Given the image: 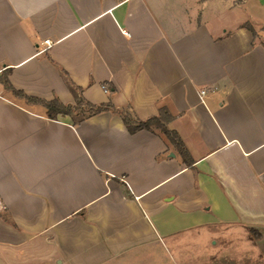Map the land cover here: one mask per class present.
I'll return each mask as SVG.
<instances>
[{
	"label": "crops",
	"instance_id": "crops-1",
	"mask_svg": "<svg viewBox=\"0 0 264 264\" xmlns=\"http://www.w3.org/2000/svg\"><path fill=\"white\" fill-rule=\"evenodd\" d=\"M0 264H264V0H0Z\"/></svg>",
	"mask_w": 264,
	"mask_h": 264
},
{
	"label": "trees",
	"instance_id": "trees-1",
	"mask_svg": "<svg viewBox=\"0 0 264 264\" xmlns=\"http://www.w3.org/2000/svg\"><path fill=\"white\" fill-rule=\"evenodd\" d=\"M249 29L251 30V28ZM1 81L7 90H12L7 80L1 79ZM13 93L17 96L24 98L26 101L30 103L43 104L44 107L47 109V113H46L47 117L50 119H55L56 115L58 114L68 115V114H72L73 110H77L76 107L74 108L70 106L64 107L60 103H58V101L56 100L48 102V103H44L34 98L25 97L21 92L13 91ZM80 104H81V101L77 102L76 106ZM86 107L90 110L87 116H92L100 112L107 111L109 108V105H101L98 107H94L89 104H86ZM170 120H171V117L166 109H161L157 117L150 118L146 121H136L128 114L122 116V121L130 133H134L139 130H147V131H152L153 129L160 130V132L166 137V139L172 144V146L180 154L182 161L186 165L189 166L191 165V159L181 139L179 138V136L177 135L175 131L167 128V124ZM251 232H254V231L252 230Z\"/></svg>",
	"mask_w": 264,
	"mask_h": 264
},
{
	"label": "rangeland",
	"instance_id": "rangeland-1",
	"mask_svg": "<svg viewBox=\"0 0 264 264\" xmlns=\"http://www.w3.org/2000/svg\"><path fill=\"white\" fill-rule=\"evenodd\" d=\"M76 109V115L73 116L74 120H80L82 117L87 116L90 112V110L82 103L76 106Z\"/></svg>",
	"mask_w": 264,
	"mask_h": 264
},
{
	"label": "built area",
	"instance_id": "built-area-1",
	"mask_svg": "<svg viewBox=\"0 0 264 264\" xmlns=\"http://www.w3.org/2000/svg\"><path fill=\"white\" fill-rule=\"evenodd\" d=\"M43 44L45 45V48H43V49L41 50V52L45 51L48 47L51 46V42L48 41V40L44 41ZM102 89H103V91H104L105 93L108 92V89H107L105 86H102ZM205 92H206L205 90H202V91L200 92V94H201V95H204Z\"/></svg>",
	"mask_w": 264,
	"mask_h": 264
}]
</instances>
